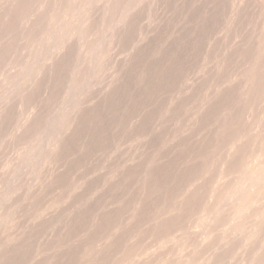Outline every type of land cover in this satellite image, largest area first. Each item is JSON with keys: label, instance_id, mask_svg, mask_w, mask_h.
<instances>
[{"label": "rangeland", "instance_id": "1", "mask_svg": "<svg viewBox=\"0 0 264 264\" xmlns=\"http://www.w3.org/2000/svg\"><path fill=\"white\" fill-rule=\"evenodd\" d=\"M0 264H264V0H0Z\"/></svg>", "mask_w": 264, "mask_h": 264}]
</instances>
